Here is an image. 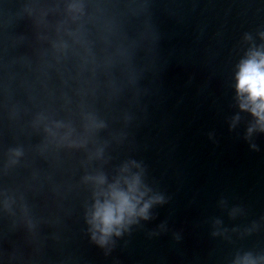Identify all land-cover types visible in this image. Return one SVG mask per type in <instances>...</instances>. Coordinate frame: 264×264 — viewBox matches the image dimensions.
Instances as JSON below:
<instances>
[{
	"label": "water",
	"instance_id": "95a60500",
	"mask_svg": "<svg viewBox=\"0 0 264 264\" xmlns=\"http://www.w3.org/2000/svg\"><path fill=\"white\" fill-rule=\"evenodd\" d=\"M257 53L264 0H74L39 264H264V123L238 90ZM121 195L137 215L102 245Z\"/></svg>",
	"mask_w": 264,
	"mask_h": 264
},
{
	"label": "clouds",
	"instance_id": "9594fccd",
	"mask_svg": "<svg viewBox=\"0 0 264 264\" xmlns=\"http://www.w3.org/2000/svg\"><path fill=\"white\" fill-rule=\"evenodd\" d=\"M256 56L260 57L259 60L253 58L242 65L238 75V90L242 94H248L249 99L256 105L252 109L253 114L264 123V56L259 53ZM241 107L246 108L247 105L242 104ZM148 207L149 205L145 204L139 215L147 218ZM126 215L128 217L137 215L135 205L130 202L127 196H120L118 206L110 204L97 206L91 223L101 233L99 243L102 245L107 243L108 237L113 233L120 235L118 229L124 225Z\"/></svg>",
	"mask_w": 264,
	"mask_h": 264
}]
</instances>
